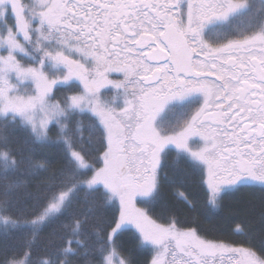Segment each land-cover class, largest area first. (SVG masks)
<instances>
[{"label": "snow or ice", "instance_id": "obj_1", "mask_svg": "<svg viewBox=\"0 0 264 264\" xmlns=\"http://www.w3.org/2000/svg\"><path fill=\"white\" fill-rule=\"evenodd\" d=\"M181 165L264 193V0H0V264H264L157 210Z\"/></svg>", "mask_w": 264, "mask_h": 264}, {"label": "trees", "instance_id": "obj_2", "mask_svg": "<svg viewBox=\"0 0 264 264\" xmlns=\"http://www.w3.org/2000/svg\"><path fill=\"white\" fill-rule=\"evenodd\" d=\"M183 175L181 177L185 194L195 205V211L190 210L181 200L175 196L176 189L169 183H165L161 192V201L158 211L161 209L175 210L178 215L185 220L191 221L197 219L201 228L205 231L214 229L210 235L225 234L227 238L240 239L231 235L230 229L235 222L244 221L253 229L261 228V216L264 215V193L258 189H242L237 192H230L223 195L221 207L210 208L206 203L207 193L206 188L200 182L198 174L193 173L190 169L181 165ZM169 177L174 178L175 172L173 169L168 170ZM129 249L133 248L130 242V237H123L122 241ZM148 258L147 254H139L138 259L141 264Z\"/></svg>", "mask_w": 264, "mask_h": 264}, {"label": "flooded vegetation", "instance_id": "obj_3", "mask_svg": "<svg viewBox=\"0 0 264 264\" xmlns=\"http://www.w3.org/2000/svg\"><path fill=\"white\" fill-rule=\"evenodd\" d=\"M181 110H177L176 113L174 114L173 118L178 119L180 117Z\"/></svg>", "mask_w": 264, "mask_h": 264}]
</instances>
